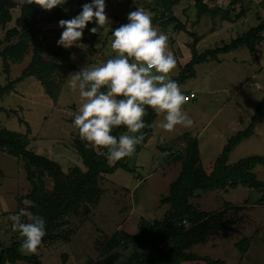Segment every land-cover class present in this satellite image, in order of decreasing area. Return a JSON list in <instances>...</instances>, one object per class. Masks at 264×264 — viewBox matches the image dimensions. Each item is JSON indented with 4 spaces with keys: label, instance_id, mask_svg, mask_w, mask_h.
I'll return each mask as SVG.
<instances>
[{
    "label": "rangeland",
    "instance_id": "374dc122",
    "mask_svg": "<svg viewBox=\"0 0 264 264\" xmlns=\"http://www.w3.org/2000/svg\"><path fill=\"white\" fill-rule=\"evenodd\" d=\"M251 1L246 16L236 22H215L204 16L197 25H193L192 21L196 20L197 12L193 5L186 7V2L176 6L175 13L180 17L185 13L189 16L188 29L196 30L202 35L198 50L204 51L229 44L251 27L258 25L260 19L264 20V0ZM78 2L79 0H73L74 4ZM142 6L143 4L137 7ZM184 7L187 10L184 11ZM236 7L239 11L240 5L237 4ZM134 10L136 8L110 2L106 15L110 21L115 22V15L119 14L125 24L128 22V13ZM146 11L150 13L149 10ZM19 13L16 10L15 16ZM150 15L153 16L152 13ZM71 18L72 14L69 19ZM152 23L169 36V48L177 60L171 77H177L192 56L188 44L193 37L184 30L174 32L168 28L165 31L157 23ZM13 25L14 23L9 24L7 29ZM50 27L53 32L44 42L46 59L50 58L52 46L63 31L58 22ZM4 36L5 32L1 37ZM104 52L90 53L87 46L79 44L75 46L70 59L82 68L87 64H101L113 55L109 44ZM29 61L30 56L23 63L13 64L7 74L3 70V60L0 57V85H6L10 80L19 77ZM195 70V74L180 85L185 97L190 91L197 94L196 98L186 99L184 105V111L193 120V125L190 128L177 126L174 131L165 132L160 127L163 118L158 116L153 124V136L129 159L134 170L119 168L112 174L98 178L97 185L100 190L97 199L81 202L77 210L71 213L70 223L58 230H71L69 241L60 240L53 245L43 244L38 249L37 255L43 264H87L90 257H98L100 245L116 230L135 232L142 217L149 221L162 217L168 206H160V197L168 192L170 183L181 170L180 162L169 161L168 153L162 147L175 153L184 148L187 135L198 138L200 164L209 169L229 139L237 131L248 127L256 107L264 99V41L258 45L256 54L242 46L235 51L218 54L217 58L209 56L206 61L197 64ZM78 105V93L69 89L68 76L62 86L58 103L48 97L36 77H30L19 82L15 91L0 97V129L26 132L29 127V148L60 162L67 171L76 164L83 166L72 145L73 133L78 131L73 127L72 121ZM253 155L264 157V114L255 128V133L241 141L231 152L229 162L233 164ZM0 171H3L4 176L0 179L1 252L4 246L10 244L15 234L9 217L18 208L25 207L23 201L29 200L27 195L31 185L19 159L1 150ZM253 171L264 182V165L258 164ZM261 196L262 193L257 189L240 185L229 191L215 190L192 198L191 202L201 210H216L227 201L236 204L248 201L252 206L243 212L249 218L230 230L217 232L206 242L195 245L194 252L213 260L218 257L227 264H264V204L254 205ZM88 209H91L90 213L87 212ZM245 237L251 239L248 252H242L236 245L240 240H245ZM21 263L35 264L28 261ZM193 263L208 264L202 260H191L183 264Z\"/></svg>",
    "mask_w": 264,
    "mask_h": 264
},
{
    "label": "trees",
    "instance_id": "16d2710c",
    "mask_svg": "<svg viewBox=\"0 0 264 264\" xmlns=\"http://www.w3.org/2000/svg\"><path fill=\"white\" fill-rule=\"evenodd\" d=\"M91 2L92 0H79L77 4H74L73 0H67L65 4L51 11H44L34 4H25L24 0H0V57L3 60L4 72L9 74L13 64L23 63L30 56L29 63L19 77L10 80L6 85H0V97L15 91L19 82L36 77L43 85L48 97L54 103H58L68 74L81 68L70 59L76 45L65 49L57 46L56 41L52 46L50 58L46 59L44 58L46 53L44 42L53 32L50 25L62 19H69L70 14L72 18L75 17L82 11L83 4ZM110 2L132 8L143 4L142 8L153 14L152 21L165 31L168 28L174 32L184 30L193 37L188 44L192 52L190 60L181 68L180 75L172 78L179 85L195 74V66L206 61L209 56L217 58L218 54L229 53L242 46H246L252 54H256L258 45L264 41V20L260 19L258 25L251 27L229 44L199 51L198 44L202 35L196 30L188 29L190 18L186 13L183 17L175 13L176 6L186 2V7L193 5L197 12L196 20L192 21L193 25H197L204 16L212 18L215 22L216 20L236 22L246 16L251 0L247 2L240 0L229 2L228 0L224 2L219 0H105V11ZM237 4L240 5L239 11H237ZM186 7L183 8L184 11L187 10ZM16 10L20 12L18 16H15ZM115 18V22L109 20L110 23L97 34L90 33V29L97 26L94 21L90 22L84 29L83 37L78 44L87 46L90 53L104 52L111 39L112 29L123 24V18L119 14H116ZM11 23H14L13 27L7 29ZM3 32H5L4 38L1 37ZM146 111L147 115L144 117L146 127L141 130V133L136 134H143L144 140L136 146L134 154L138 153L141 146L154 134L153 124L158 116L151 108H147ZM263 114L264 99L256 107L248 127L237 131L229 139L209 169L200 164L198 138L187 135L184 148L175 153L169 151L167 147H162L168 153L169 161L181 164L179 175L170 183L168 192L163 193L159 200L160 206H168L167 211L162 217L152 221L142 217L135 232L116 230L100 245L98 257H90L87 264H182L191 260L216 264L218 261L194 252L193 247L206 242L217 232L227 231L239 225L249 218V215L243 212L252 206L248 201L242 204L227 201L221 208L209 211L199 209L191 202V199L215 190L229 191L241 185L260 191L261 199L254 205L264 204V182L260 181L253 171L258 164L264 165V157L253 155L233 164L229 162L230 154L235 147L255 133V128ZM20 120L26 122L23 118ZM29 130V127L26 132L0 129V150L17 157L22 163L26 179L31 185L27 198L35 205L29 207L28 211L45 219L46 235L43 237L41 246L53 245L60 240L69 241L71 230L65 232H58V230L70 223L71 213L77 210L81 202L97 199L100 190L97 185L99 177L112 174L119 168L133 169L130 165V157L109 164L106 156L92 150L91 147H85V142L80 140L77 131L73 133L72 145L80 156L83 166L76 164L66 171L60 162L29 148L31 142ZM126 133V128L119 127L114 129L112 134L118 138L119 135ZM2 177H4L3 171H0V179ZM20 209L18 208L14 214H17ZM91 209L87 212L90 213ZM22 222H27V218L23 217ZM20 243L21 238L15 231L10 244L4 246L0 252V264H22L21 261L43 264L37 253L21 254ZM236 245L242 252H248L251 239L245 237V240H240ZM64 256L67 257V255Z\"/></svg>",
    "mask_w": 264,
    "mask_h": 264
},
{
    "label": "clouds",
    "instance_id": "9594fccd",
    "mask_svg": "<svg viewBox=\"0 0 264 264\" xmlns=\"http://www.w3.org/2000/svg\"><path fill=\"white\" fill-rule=\"evenodd\" d=\"M67 0H24L51 11ZM105 0L85 3L82 11L69 20H60L63 29L57 46L65 49L78 42L90 22L97 25L90 29L97 34L110 23L106 15ZM127 23L112 29L109 41L112 57L101 64H87L68 75V87L78 93L79 105L74 115L73 127L85 147L106 156L113 164L131 157L136 146L144 140L141 130L146 127L147 108L162 117L161 129L172 132L177 126L190 128L193 120L184 111L186 97L171 73L177 66L174 53L169 48V36L159 31L145 9L136 7L127 15ZM119 127L126 134L113 135ZM106 150V151H102ZM166 155V154H165ZM25 207L9 219L13 231L21 238L19 251L34 255L46 235L45 219L28 211L34 203L24 200ZM26 217L27 222H22Z\"/></svg>",
    "mask_w": 264,
    "mask_h": 264
},
{
    "label": "crops",
    "instance_id": "0c3cea01",
    "mask_svg": "<svg viewBox=\"0 0 264 264\" xmlns=\"http://www.w3.org/2000/svg\"><path fill=\"white\" fill-rule=\"evenodd\" d=\"M190 92H194L195 93V91H190ZM196 97H197V94H196ZM196 97H194V98H196ZM194 248V247H193ZM203 255V254H202ZM214 260H216V261H218L216 264H227L224 260H221V259H219L218 257L216 258L215 257V259ZM188 262V261H187ZM190 262V261H189ZM185 263V262H184ZM183 264V263H182ZM193 264H196V263H193Z\"/></svg>",
    "mask_w": 264,
    "mask_h": 264
},
{
    "label": "built area",
    "instance_id": "2783aa9c",
    "mask_svg": "<svg viewBox=\"0 0 264 264\" xmlns=\"http://www.w3.org/2000/svg\"><path fill=\"white\" fill-rule=\"evenodd\" d=\"M194 97H195V93L191 92L189 95L186 96V99L194 98Z\"/></svg>",
    "mask_w": 264,
    "mask_h": 264
}]
</instances>
